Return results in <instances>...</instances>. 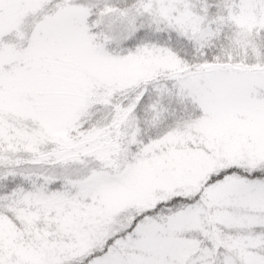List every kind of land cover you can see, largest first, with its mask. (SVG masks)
<instances>
[{
	"label": "snow or ice",
	"instance_id": "snow-or-ice-1",
	"mask_svg": "<svg viewBox=\"0 0 264 264\" xmlns=\"http://www.w3.org/2000/svg\"><path fill=\"white\" fill-rule=\"evenodd\" d=\"M0 264H264V0H0Z\"/></svg>",
	"mask_w": 264,
	"mask_h": 264
}]
</instances>
